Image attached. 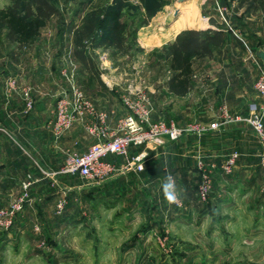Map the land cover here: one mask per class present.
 Wrapping results in <instances>:
<instances>
[{
    "label": "rangeland",
    "instance_id": "rangeland-1",
    "mask_svg": "<svg viewBox=\"0 0 264 264\" xmlns=\"http://www.w3.org/2000/svg\"><path fill=\"white\" fill-rule=\"evenodd\" d=\"M51 1L59 7L61 15L39 23L35 33H29L33 27L32 22L20 21L17 28H23L24 35L13 42V45L7 41L10 40L7 37L8 25L4 24L2 30L0 25V40H5L1 48L4 63L0 68V88L5 104L13 97H20L25 102V91L30 92L36 103L40 91L45 89L49 92L55 117L57 104L65 95V90H73V87L84 88L83 79L79 75L76 79L65 76V62L57 63L53 59L55 53L60 50L63 42L74 38V30L82 23L87 12L113 5L115 2ZM123 1L125 5L120 20L127 24L126 36L132 44L131 48L125 54L107 49L98 52L95 49L90 51V55L97 71H121L120 78L123 82L134 81L151 92L152 88L157 90L161 87L165 79H170L174 70L171 68V55L165 46L147 49L138 40L139 30L146 25L143 22L147 18V9L154 7V2L160 5L158 9L154 8L155 15L149 21L154 23V27L165 18L171 22L175 18V10L188 18L196 10L203 15L208 11V6L219 14L227 10L234 13L239 0ZM228 2H231L230 7L227 6ZM10 4V0H0L1 19L4 21L12 20L6 11ZM189 24L193 22L184 19L177 28ZM230 29L239 34L236 27ZM29 47L32 48L28 52ZM103 53L107 57L105 60L110 62L109 70ZM70 66L73 71L78 68L76 65ZM44 72L52 74L51 77L48 74L46 85H42L39 79ZM24 104L26 110V103ZM36 161L39 162L38 159ZM58 177L60 178L56 176L52 180H58ZM192 178L194 181L189 195L195 210L189 206L183 209L176 204L169 205L164 200L161 188L157 189L156 186L145 187L143 192L140 191L143 199L142 202L138 201L141 202L140 209L135 208L129 213L125 206L111 210L108 204H99L97 201L92 189L98 184L79 176H76L74 186L80 184L82 187L85 183L88 185L80 192L77 188L71 191L65 189V203L60 208L61 190L57 184L52 185L51 192L46 193L49 202L43 204L44 199L38 198L28 207L30 195L23 207L14 213L11 223L7 225L6 218L1 223L0 219V264H264L263 179L258 181L256 190L244 191L242 194L233 190L227 195L229 197L223 199L225 202L216 203L219 205L215 206L212 200L218 193L214 184L208 202L201 203L195 194L198 189V174L192 175ZM23 182L15 189L12 197L14 199L0 209H6L23 196ZM66 184L67 181L65 186ZM31 187L27 190L28 194L32 192ZM182 197L185 195L182 194ZM236 201L240 204L236 209L227 210L224 206ZM230 216H238L239 220L227 219ZM231 245L240 249V253L232 254L230 251L222 258L214 254L217 250ZM211 259L219 261L217 263Z\"/></svg>",
    "mask_w": 264,
    "mask_h": 264
},
{
    "label": "crops",
    "instance_id": "crops-1",
    "mask_svg": "<svg viewBox=\"0 0 264 264\" xmlns=\"http://www.w3.org/2000/svg\"><path fill=\"white\" fill-rule=\"evenodd\" d=\"M230 4L231 2H228L227 6L230 7ZM207 10L203 15L196 10L190 18L184 17L181 13L171 22L165 18L163 22H157L156 27H153L152 22L139 30L138 40L144 48L166 47L188 29H219L224 34L223 44L214 48L212 56H193L192 86L186 94L173 93L170 90L169 79H165L163 85L157 90L152 88L150 92L147 89L153 106V120H173L180 127L194 122L210 124L218 119L223 106H227L228 110L234 114L246 115L249 104L254 100H260L255 83L261 70L264 69V64L256 55V50L264 49V0H239L234 13L227 10L219 14L210 6ZM184 19L191 20L193 24L177 28ZM219 26L221 27L218 28ZM231 27H236L239 34L231 30ZM3 41L5 40H0V68L4 63L3 54H1ZM7 41L10 45L14 44L10 40ZM74 47V38L66 43L63 42L53 59L59 64L65 62L67 67L65 70L68 74L65 76L76 79L79 75L83 79L82 90L93 103L95 111H102L107 115L106 133L101 137L92 133L91 126L97 123L98 119L94 113L87 112L78 117L63 136L55 138L48 127L49 121L54 117L49 92L45 89L41 90L34 109L26 113L25 102L20 97H13L5 104L0 88V127L3 128L0 130V207L14 199L12 197H14L15 189L26 180L33 182L28 207L38 198L44 199L43 204L49 202L46 195L51 192L52 185L57 184L58 189L61 190H58L59 197L62 198H65L63 197L65 189L71 191L77 188L78 192L84 190L87 183L82 187L80 184L74 186L76 176L65 177L64 175L58 177V180H52V177L47 176L46 171L59 169L64 163L67 151L85 152L93 143L118 132L120 119L127 112L121 99L126 92L127 80L124 82L121 80V71L99 72L98 75L87 71L73 58ZM30 48L32 47L28 48V52ZM100 50L103 49H98V52ZM32 57L35 56L32 55ZM35 60L38 61L39 58ZM105 61L109 70L110 62ZM71 62L78 67L74 71L69 68ZM44 73L39 77L42 85H46L48 74L50 77L52 75L48 72ZM106 74L110 80L118 82L115 87H109L105 83L104 79L109 78ZM156 91L158 93H155ZM235 151L239 153L235 170L232 174H226L221 164L229 154ZM139 152L147 154L144 170L139 172L122 169L103 184L94 186L92 191H95L94 195L97 196L99 204L106 203L111 210L125 206L128 213L133 212L135 208L141 207L143 199L140 194L145 187L156 186L160 189L166 175L172 174L182 202L180 206H176L183 209L188 206L192 208L194 203L189 194L194 181L192 175L198 174L195 165L199 155L215 160L219 164L214 176V189L218 193L212 200L215 206L219 205L216 203L225 202L223 199L229 197L227 195L233 190L240 194L244 191L256 190V186L258 187V183L262 180L260 159L263 143L251 126L244 121L230 122L220 130L210 131L200 137L187 134L160 147H129V157ZM37 159L39 162L36 161ZM108 159L114 160L119 167H123L127 162L123 155H110ZM188 178L189 182H187ZM65 181L68 182L66 186ZM197 183H199V176ZM182 194L185 195L184 198ZM195 194L197 195V191ZM140 200L141 202H138ZM212 206L214 207L213 203ZM224 206L229 210L236 209L240 204L236 201ZM192 210H195L194 207ZM237 217L230 216L227 219L237 221L239 220ZM232 245L226 249H219L214 254L222 258L230 251L232 254L240 253L238 252L240 249ZM218 259L211 260L218 263Z\"/></svg>",
    "mask_w": 264,
    "mask_h": 264
},
{
    "label": "built area",
    "instance_id": "built-area-1",
    "mask_svg": "<svg viewBox=\"0 0 264 264\" xmlns=\"http://www.w3.org/2000/svg\"><path fill=\"white\" fill-rule=\"evenodd\" d=\"M102 56L103 59L106 58L105 53ZM70 64L75 65L74 62ZM65 74L68 75L66 72ZM106 77L109 76L106 74ZM104 81L109 87H115L118 84V82L110 80V77L104 79ZM255 88L260 100H254L249 104L248 114H234L228 110L227 106H223L218 119L210 124L194 122L185 127H180L173 120H153V106L145 87L137 85L134 81H129L126 86V92L121 96L127 112L120 119L118 132L111 137L100 139L93 143L85 152L67 151L62 166L55 171L46 172V174L52 178L64 175L79 176L85 180L101 184L122 169L142 171L140 165L145 163L146 153L139 152L129 157L130 146L160 147L187 134L200 137L210 131L220 130L230 122L244 121L251 126L263 143L260 169L264 184V69L261 70L256 80ZM65 91V95L57 104L55 117L48 124L55 138L63 136L72 127L75 120L87 112L94 113L98 119V122L91 126L92 133L100 135V137L105 135L106 113L95 111L93 103L87 98L81 88L73 87V90L66 89ZM8 94L11 93L8 92ZM24 99L26 103L25 111L29 113L34 109L35 101L29 91L24 92ZM1 129L3 128L0 127ZM110 155H123L126 157L127 162L123 167H119L114 160L108 159ZM238 158L239 153L237 151L229 154L221 164L223 172L232 174ZM195 166L199 176L197 198L201 203H206L211 196L214 176L219 164L215 160H209L207 157L199 155L196 158ZM32 183L31 180L24 181L22 185L25 191L23 196L6 209H0L1 223H4V218L8 219L7 225L12 222L14 213L20 210L25 202L28 201L30 194H28L27 190L30 189ZM64 199H60V208L65 203Z\"/></svg>",
    "mask_w": 264,
    "mask_h": 264
},
{
    "label": "trees",
    "instance_id": "trees-1",
    "mask_svg": "<svg viewBox=\"0 0 264 264\" xmlns=\"http://www.w3.org/2000/svg\"><path fill=\"white\" fill-rule=\"evenodd\" d=\"M10 1L11 4L6 7V11L12 20H2L0 13V25L1 27L4 24L8 25L7 37L12 42L19 40L24 35V29L18 30L17 28L20 21L32 22L33 27L29 33H35L40 26L39 23L47 21L55 15H61L59 7L51 0ZM114 2L113 5L87 12L83 16L82 23L74 30L73 58L87 71L96 75L99 74V71H97L94 59L90 55L91 50L107 49L125 54L132 45L126 36L127 24L120 20L125 5L124 1L114 0ZM156 7L158 9L160 5L154 2V7L147 9V18L143 25L148 24L152 16L155 15L154 8ZM223 42L224 34L221 30L188 29L183 31L176 41L169 43L166 48L171 55V68L174 70V74L168 81L170 90L177 95L186 94L192 86L193 56H212L214 48L221 46Z\"/></svg>",
    "mask_w": 264,
    "mask_h": 264
},
{
    "label": "clouds",
    "instance_id": "clouds-1",
    "mask_svg": "<svg viewBox=\"0 0 264 264\" xmlns=\"http://www.w3.org/2000/svg\"><path fill=\"white\" fill-rule=\"evenodd\" d=\"M147 156V154H145ZM140 169L144 170V164L140 165ZM161 191L164 197V200L169 204V205H180L182 202L180 200V196L177 190V185L175 178L172 174H167L164 182L161 185Z\"/></svg>",
    "mask_w": 264,
    "mask_h": 264
},
{
    "label": "water",
    "instance_id": "water-1",
    "mask_svg": "<svg viewBox=\"0 0 264 264\" xmlns=\"http://www.w3.org/2000/svg\"><path fill=\"white\" fill-rule=\"evenodd\" d=\"M180 1H184V0H180ZM178 14H179V10H175L174 16L177 17ZM256 55L263 61V64H264V49L258 48L256 50Z\"/></svg>",
    "mask_w": 264,
    "mask_h": 264
}]
</instances>
